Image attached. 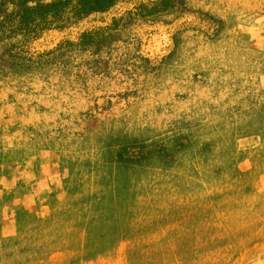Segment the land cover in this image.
I'll return each mask as SVG.
<instances>
[{"label":"rangeland","instance_id":"rangeland-1","mask_svg":"<svg viewBox=\"0 0 264 264\" xmlns=\"http://www.w3.org/2000/svg\"><path fill=\"white\" fill-rule=\"evenodd\" d=\"M179 1L0 46V264H264V0Z\"/></svg>","mask_w":264,"mask_h":264},{"label":"trees","instance_id":"trees-1","mask_svg":"<svg viewBox=\"0 0 264 264\" xmlns=\"http://www.w3.org/2000/svg\"><path fill=\"white\" fill-rule=\"evenodd\" d=\"M124 2L133 4L128 16L137 22H155L159 16L184 9L179 0H58L47 5L38 4V0H0V46L7 47L15 38L30 42L45 32L63 30L88 16L105 14ZM80 39V45L89 46L93 37L87 33ZM21 52V47L12 45L4 51L0 56V76L6 68H26Z\"/></svg>","mask_w":264,"mask_h":264},{"label":"bare ground","instance_id":"bare-ground-1","mask_svg":"<svg viewBox=\"0 0 264 264\" xmlns=\"http://www.w3.org/2000/svg\"><path fill=\"white\" fill-rule=\"evenodd\" d=\"M161 41L162 39L157 36L153 37V39L151 40V43L155 45V52H158L159 48L161 47Z\"/></svg>","mask_w":264,"mask_h":264}]
</instances>
